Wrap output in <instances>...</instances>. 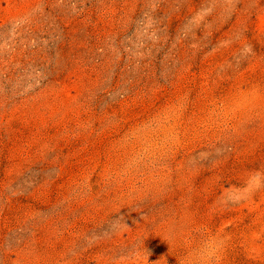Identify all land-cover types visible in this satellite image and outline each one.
<instances>
[{
    "label": "rangeland",
    "instance_id": "1",
    "mask_svg": "<svg viewBox=\"0 0 264 264\" xmlns=\"http://www.w3.org/2000/svg\"><path fill=\"white\" fill-rule=\"evenodd\" d=\"M0 264H264V0H0Z\"/></svg>",
    "mask_w": 264,
    "mask_h": 264
}]
</instances>
